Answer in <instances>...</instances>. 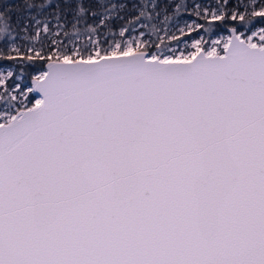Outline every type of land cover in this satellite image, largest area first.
Listing matches in <instances>:
<instances>
[{"label":"snow or ice","instance_id":"6c2138e0","mask_svg":"<svg viewBox=\"0 0 264 264\" xmlns=\"http://www.w3.org/2000/svg\"><path fill=\"white\" fill-rule=\"evenodd\" d=\"M0 264H264V0L0 4Z\"/></svg>","mask_w":264,"mask_h":264},{"label":"trees","instance_id":"16d2710c","mask_svg":"<svg viewBox=\"0 0 264 264\" xmlns=\"http://www.w3.org/2000/svg\"><path fill=\"white\" fill-rule=\"evenodd\" d=\"M184 2L186 3H192V0H184ZM3 3H8V4H18L21 3V0H0V4ZM163 19V17H161V20ZM181 19H186V20H190L192 19L191 17H189L187 14H181L179 16H174L172 18L171 21L168 22L169 26L173 25L175 23V21H178V23H180ZM180 24H177L176 26H178ZM173 31H175V27H173Z\"/></svg>","mask_w":264,"mask_h":264},{"label":"rangeland","instance_id":"374dc122","mask_svg":"<svg viewBox=\"0 0 264 264\" xmlns=\"http://www.w3.org/2000/svg\"><path fill=\"white\" fill-rule=\"evenodd\" d=\"M186 19H181L180 20V23H178V24H180V25H178V26H183V23H184V21H185ZM189 22H191V19L190 20H188ZM177 21H175V23H176ZM174 23V24H175Z\"/></svg>","mask_w":264,"mask_h":264}]
</instances>
